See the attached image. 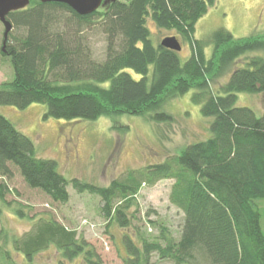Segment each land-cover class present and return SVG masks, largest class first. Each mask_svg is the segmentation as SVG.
I'll use <instances>...</instances> for the list:
<instances>
[{"label":"trees","instance_id":"obj_1","mask_svg":"<svg viewBox=\"0 0 264 264\" xmlns=\"http://www.w3.org/2000/svg\"><path fill=\"white\" fill-rule=\"evenodd\" d=\"M215 2L116 0L81 16L66 4L31 1L11 12L7 20L12 30L4 47L2 38L0 56L11 61L14 77L0 84V106L42 104L45 120L90 122L127 114L164 123L171 121L164 103L194 90L193 101L211 122L208 139L187 145L172 162L126 171L101 187L67 180L55 161L37 158L29 137L0 115V205L9 204L14 168L26 187L50 203L69 202V187L78 195L98 197L107 223L126 230L132 228L137 210L131 209L138 207L141 186L174 180L170 200L183 212L178 239L162 224L152 239L139 232L134 233L137 240L123 235L124 264H150L151 255L172 264H264V232L256 206V200L264 199V110L258 117L236 105L239 93L264 94V39L235 40L225 29L203 41L194 39L195 24ZM148 19L187 41L191 54L183 63L179 53L152 43ZM92 28L105 37L101 59L93 56L85 35ZM206 47L212 51L209 57ZM258 51L261 56L231 70L227 83L212 92L214 78L239 57ZM130 70L141 78L135 80ZM16 214L23 216L22 209ZM13 243L26 261L53 245L63 260L80 257L81 264H101L75 230L53 218L36 221L31 232Z\"/></svg>","mask_w":264,"mask_h":264},{"label":"rangeland","instance_id":"obj_2","mask_svg":"<svg viewBox=\"0 0 264 264\" xmlns=\"http://www.w3.org/2000/svg\"><path fill=\"white\" fill-rule=\"evenodd\" d=\"M146 22L154 45L173 36L181 44L180 62L183 63L190 56L189 44L175 31L159 30L151 19ZM219 29L227 30L235 40L264 39V0H216L213 7L195 24L193 38L203 41ZM3 32L0 22V51ZM86 34L93 56L103 58L104 35L96 28L89 29ZM204 51L207 57L212 53L210 47ZM257 55L261 56L262 52L247 53L236 59L225 74L210 82L212 92L216 93L221 85L227 83L231 70L245 67L249 59ZM127 72L135 80L141 78L131 70ZM13 77L11 61L0 56V84L4 81L12 82ZM103 86L107 87L108 83ZM195 93L190 90L182 97L167 100L163 111L171 117V121L164 123L153 122L147 116L127 114L115 119L100 117L90 122L81 119L45 120L43 116L46 108L37 103L25 109L0 106V115L21 134L29 137L37 158L55 161L57 171L67 180L76 178L103 187L115 178L124 176L126 171L155 163L172 162L187 145L208 139L211 119L201 115V104L193 101ZM236 103L237 107L250 108L260 117L264 110V94L239 93ZM12 174L13 178L8 181V187L12 190L7 197L9 204L0 205V264H59L60 261L63 264H81L80 257L73 262L63 260L53 245L33 254L30 261H26L22 252L16 251L13 240L31 232L33 224L41 218H53L66 228L75 230L77 237L82 238L96 252L101 264H124L127 257L122 245L123 235L137 240L134 233L139 232L143 237L152 239L159 236V224H162L178 239L183 212L170 200L174 180L160 181L153 187L143 184L138 191V207L131 209V212L137 210L132 228L123 230L103 218L98 197L85 193L78 195L69 187V202L53 204L40 192L26 187L23 178L14 168ZM256 206L260 212V227L264 232V199L256 200ZM18 209H22L23 216H17ZM147 212L150 213L148 217ZM150 264L172 263L159 261L157 256L151 255Z\"/></svg>","mask_w":264,"mask_h":264},{"label":"water","instance_id":"obj_3","mask_svg":"<svg viewBox=\"0 0 264 264\" xmlns=\"http://www.w3.org/2000/svg\"><path fill=\"white\" fill-rule=\"evenodd\" d=\"M31 1L40 3H60L66 4L76 14L81 16L89 15L96 12L101 6L106 5L108 2H115L116 0H0V22L4 28L3 32V47L7 41V37L11 32V24L7 20V16L11 12L21 11L28 6ZM163 48L179 53L181 51V44L176 37H168L161 40ZM3 49V48H2Z\"/></svg>","mask_w":264,"mask_h":264}]
</instances>
